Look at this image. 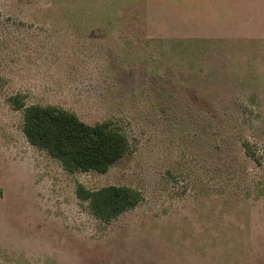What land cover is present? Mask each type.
Returning a JSON list of instances; mask_svg holds the SVG:
<instances>
[{
	"label": "rangeland",
	"instance_id": "374dc122",
	"mask_svg": "<svg viewBox=\"0 0 264 264\" xmlns=\"http://www.w3.org/2000/svg\"><path fill=\"white\" fill-rule=\"evenodd\" d=\"M16 95L129 149L68 172ZM80 184L142 200L104 221ZM0 263L264 264V0H0Z\"/></svg>",
	"mask_w": 264,
	"mask_h": 264
},
{
	"label": "trees",
	"instance_id": "16d2710c",
	"mask_svg": "<svg viewBox=\"0 0 264 264\" xmlns=\"http://www.w3.org/2000/svg\"><path fill=\"white\" fill-rule=\"evenodd\" d=\"M14 99V106L23 110V132L27 140L59 159L68 172H106L129 149L127 135L111 121L90 124L56 105H27L18 95ZM244 146L247 154L255 158L248 144ZM76 194L88 201L91 212L104 221L116 218L142 200L139 190L115 184L98 189L80 184Z\"/></svg>",
	"mask_w": 264,
	"mask_h": 264
}]
</instances>
